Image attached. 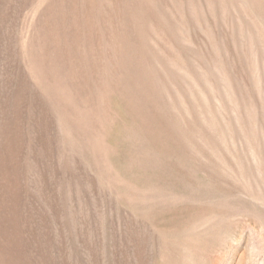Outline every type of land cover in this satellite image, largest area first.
Here are the masks:
<instances>
[{"label":"rangeland","instance_id":"1","mask_svg":"<svg viewBox=\"0 0 264 264\" xmlns=\"http://www.w3.org/2000/svg\"><path fill=\"white\" fill-rule=\"evenodd\" d=\"M0 264H264V0H0Z\"/></svg>","mask_w":264,"mask_h":264},{"label":"bare ground","instance_id":"2","mask_svg":"<svg viewBox=\"0 0 264 264\" xmlns=\"http://www.w3.org/2000/svg\"><path fill=\"white\" fill-rule=\"evenodd\" d=\"M145 111H147V110H145ZM146 113H148V112H146ZM152 119H153V118H152ZM150 120H151V119H150ZM150 123H153V124H154V121H153V122L151 121ZM150 123H149V124H150ZM145 125H148V122H146ZM157 125H158V124H157ZM156 127H157V126H156ZM158 127H159V126H158ZM160 129H161V128H160ZM156 130H157V128H156ZM162 145H163V144H162ZM148 146H149V144H140V147H139V148H140L141 150L144 151V150H147V147H148ZM161 147H162V146H161ZM157 149L159 150V152L162 153V151H165V146H164V148H163L164 150H163L162 148H161L162 150H160L159 147H158ZM157 149H156V150H157ZM170 149H171V148H170ZM168 151H169V150H168ZM179 151H180V150H179ZM145 153H146V152H145ZM165 154H167V153H165ZM145 155H146V154H145ZM169 155H170V153H169ZM148 158H149V159H150V158L152 159V158H155V157H154L153 154L149 153V154H148ZM146 161H147V160H146ZM147 162H148V164L152 163V162L149 163V161H147ZM147 162H146V163H147ZM159 163H160V162H159ZM166 164H167V163H166ZM148 166H150V165H148ZM173 166H175V165H173ZM154 167H155V166H154ZM154 167H153V168H154ZM157 167H158V166H157ZM163 167H164V166H163ZM166 167H167V166H166ZM153 168H152V169H153ZM168 168H169V167H168ZM156 169H157V168H156ZM152 171H154V170H152ZM156 171H157V170H156ZM156 171H155V172H156ZM164 171H165V170H164ZM179 171H180V170H179ZM166 172H167V171H166ZM180 172H181V171H180ZM172 173H174V172H172ZM182 173H183V172H182ZM170 174H171V173H170ZM170 174H169V175H170ZM171 175H172V174H171ZM173 175H174V174H173ZM161 178H162V177H161ZM175 179H176V178H175ZM172 180H173V179H172ZM184 180H185V179H184ZM182 187H183V186H182ZM169 188H170V187H169ZM171 189H172V188H171ZM167 191H169V190H167ZM167 191H166V192H167ZM168 258H169V257H168Z\"/></svg>","mask_w":264,"mask_h":264}]
</instances>
